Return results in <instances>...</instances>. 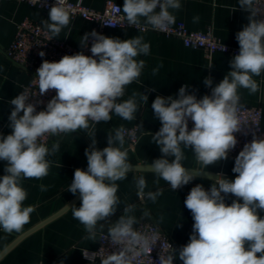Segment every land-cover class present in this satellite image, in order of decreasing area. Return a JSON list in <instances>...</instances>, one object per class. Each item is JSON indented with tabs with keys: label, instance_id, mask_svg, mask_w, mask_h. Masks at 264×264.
<instances>
[{
	"label": "clouds",
	"instance_id": "1",
	"mask_svg": "<svg viewBox=\"0 0 264 264\" xmlns=\"http://www.w3.org/2000/svg\"><path fill=\"white\" fill-rule=\"evenodd\" d=\"M65 5L66 0H57L49 10V19L41 21L51 34L49 40L71 23ZM238 5L249 13V23L236 34L239 52L230 61L232 70L211 88V95L197 99L195 94H188L186 84L179 89L178 98L157 96L151 104L162 125L152 134V142L162 156L148 167L174 191L194 180L201 170L227 160L238 142L235 134L243 126L238 89H247L249 94L260 91L253 77L264 73V19L257 18L264 14V5L260 0H238ZM181 7L180 0H124L122 12L130 27L146 30L150 26L164 31L175 23L173 11ZM197 20L194 17V22ZM89 36L93 38L91 56L82 52L65 55L58 62L45 60L37 69L39 94L56 92L45 110L36 112V106L28 102L27 90L10 100L14 106L9 116L12 132L0 135V161L7 162L6 174L0 177V228L8 234L21 233L35 211V206H23L28 193L22 181L46 177L52 164L46 157L60 148L58 141L51 149L38 141L46 135L83 130L92 142L85 149L87 170L77 168L67 189L81 197V206L71 208L73 218L84 226L88 233L85 239L93 241L97 239L98 226L103 229L109 225L107 235L102 233L100 239L110 237L119 250L107 254L102 264H136L139 257L150 255L159 238L134 228L138 221L130 215L135 210L132 204L123 208L117 221L110 222L121 204L116 182L127 179L133 166L124 148L125 130L121 127L109 133L108 146L100 150L96 148L95 125L110 121L113 112L132 121L140 104L148 103V96L141 92L118 101L126 86L139 79L145 61L136 58L148 55L150 44L139 35L120 40L93 30L81 37L83 47H87ZM221 48L225 50L223 44ZM39 55L43 57L45 53ZM158 70L153 69V75ZM212 83L210 77L205 78L206 86ZM189 120L194 122L191 131ZM138 127L143 128V124ZM184 149L193 151L201 170L189 172L183 166ZM168 157L174 159L170 161ZM232 171L238 174L232 181L217 178L207 191L200 184L191 188L184 201L194 220L189 243L178 252L169 244L168 251L159 256V264H173L177 255L183 264H264V218L258 214L264 212V138L254 135L244 145ZM146 187L144 176L136 178L138 197L156 202L162 190L145 192ZM40 190L46 191L47 187L42 184ZM228 194L237 198L230 205L225 203ZM143 215L147 217L149 213L145 211Z\"/></svg>",
	"mask_w": 264,
	"mask_h": 264
},
{
	"label": "crops",
	"instance_id": "2",
	"mask_svg": "<svg viewBox=\"0 0 264 264\" xmlns=\"http://www.w3.org/2000/svg\"><path fill=\"white\" fill-rule=\"evenodd\" d=\"M81 1L87 6L100 9L103 8L106 0ZM114 1L123 7L124 0ZM180 2L182 7L173 11L177 18L183 20L190 29L211 31L226 43H238L236 34L249 23V13L239 7L238 0H180ZM194 17H198L196 22ZM25 18L41 23L42 20L49 19V11L27 2L0 0V135L3 136L12 132L9 127V116L14 106L10 104V100L21 94L31 80V73L10 61L5 54L6 48L14 39L17 24ZM91 28L90 21L79 16H71L69 27L63 29L55 38L66 40L81 50L83 48L80 43L81 37L90 33ZM66 34L69 35L67 38H65ZM103 35L120 40L139 35L144 38V42L150 44V53L136 58L145 61V67L139 79L126 86L124 96L118 101L122 102L130 98L133 93L141 92L148 96V103L140 104L132 121L124 120L113 112L110 121L96 124V148L102 150L107 147L108 134H114L116 129L122 126H139L142 123L143 128L138 127L141 134L138 143L130 147L125 138L124 148L128 151L131 165L150 164L162 156L159 147L152 142V134H155L162 126L151 108L154 99L157 96L178 98L179 89L186 84L188 94H195L197 99H201L204 95H211V88L221 82L232 70L230 61L234 56L223 52H215L207 56L201 48L186 46L182 38L152 28L146 30L130 26L106 28ZM156 68L159 70L153 75V69ZM206 77L212 79L211 87L204 84ZM253 78L260 85V91L249 94L247 89H238L240 103L261 106L264 128V73ZM152 89L155 90L152 91ZM57 141L60 144L59 151L46 157L52 161L49 174L42 179L33 178L22 181V186L28 193L23 206H35V211L30 214V222L24 225L21 233L8 234L0 228V252L18 235L58 211L78 194L77 192L73 195L67 189L77 168L87 170L85 149L91 145L92 140L85 131L78 130L74 133L55 136L47 147L51 149L52 144ZM184 152L186 159L182 161L183 166L201 169L193 151L184 149ZM235 158L228 156L227 160L210 165L204 170L216 172L217 178L232 181L238 175L232 171ZM168 159L171 161L174 157H168ZM6 164V161H0V177L6 174L4 171ZM140 176H144L147 182L145 192L162 190V195L156 202L138 197L136 178ZM217 178L196 175L194 180L174 191L167 182L157 177L151 170H132L128 173L127 179L116 182L119 186L117 195L121 204L109 220L114 223L123 214V208L126 205H135V210L130 215H134L138 222L143 219L157 222L169 235L178 252L182 246L189 243L193 231L194 220L190 210L184 205L187 195L197 184L202 185L206 191L210 190ZM157 179H159L158 184L155 183ZM42 184L47 187L46 191L40 190ZM235 199H237L235 196L228 194L225 197V203L230 205ZM239 202L242 203V200ZM80 206L81 198L63 214L21 239L0 258V264H102L86 256L87 252L97 248L100 233L108 231L109 225L105 224L103 229H99L98 226L96 241L85 239L88 233L84 226L73 218L71 209ZM145 211L149 213L147 217L143 215ZM258 214L264 218V212ZM173 264H183L178 255L174 258Z\"/></svg>",
	"mask_w": 264,
	"mask_h": 264
},
{
	"label": "built area",
	"instance_id": "3",
	"mask_svg": "<svg viewBox=\"0 0 264 264\" xmlns=\"http://www.w3.org/2000/svg\"><path fill=\"white\" fill-rule=\"evenodd\" d=\"M18 2H27L32 5L39 6L46 11L57 3V0H15ZM261 5H264V0H260ZM65 7L68 9L70 16H79L84 20L92 23L90 33L95 30L102 34L106 28H118L128 26L122 7L114 0H106L103 8L97 9L85 5L81 0H66ZM159 9H157L158 11ZM175 16V15H174ZM259 19H264V14L258 15ZM143 28V24H141ZM151 28L150 26L147 28ZM168 35H175L182 38L184 44L189 47L201 48L205 51L207 56H211L215 52H223L235 56L239 52L238 43H226L218 38L213 32L192 30L186 23L175 16V23L168 27L167 30L161 31ZM51 34L44 26L31 18H25L17 24V30L11 44L6 48L5 54L7 58L19 65L21 68L31 73V80L25 86L29 97V103L36 106V112L43 111L47 103L56 95L55 90H49L46 94L40 95L38 89L37 69L41 66L43 61L58 62L65 55H74L82 52L85 55L91 56L90 51L93 38L89 36L87 47L81 50L75 48L66 40L52 38ZM224 45L225 50H222L221 45ZM40 52L45 55L41 57ZM240 109V119L243 124L240 132L236 133L237 145L232 149L228 156L237 157L239 152L243 150L246 143H250L255 135L257 138H264V128L262 126V108L259 105L242 104ZM194 126V122L189 120V131ZM125 130V138L129 146L134 147L140 139V130L137 125L122 126ZM55 136L46 135L38 142L50 144ZM134 228L139 232L147 235H158V241L152 246L150 255L141 256L137 259L136 264H159V256L161 252L168 251L170 244L174 249V243L166 233V231L154 220L143 219L139 221ZM107 235V231H102L101 234ZM119 246L111 243L110 237L100 239L95 250L87 252V256L91 260L100 261L112 252L118 251Z\"/></svg>",
	"mask_w": 264,
	"mask_h": 264
},
{
	"label": "water",
	"instance_id": "4",
	"mask_svg": "<svg viewBox=\"0 0 264 264\" xmlns=\"http://www.w3.org/2000/svg\"><path fill=\"white\" fill-rule=\"evenodd\" d=\"M149 164H132L133 169L132 170H151L148 167ZM186 169L189 170V172H192V170H201L200 168H189L185 167ZM196 175L199 176H209L213 178H217L218 174L216 172H207L205 170H201L199 173ZM80 197V194L78 193L72 200H70L65 206L60 208L58 211L53 213L52 215L48 216L44 220L40 221L30 229L26 230L22 234L18 235L2 252H0V258L7 252L9 251L15 244H17L21 239L26 237L28 234L32 233L33 231L37 230L38 228L44 226L48 222L52 221L53 219L57 218L61 214H63L66 210H68Z\"/></svg>",
	"mask_w": 264,
	"mask_h": 264
}]
</instances>
